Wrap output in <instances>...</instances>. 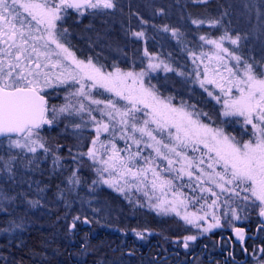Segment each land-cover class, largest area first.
<instances>
[{"label":"snow or ice","instance_id":"6c2138e0","mask_svg":"<svg viewBox=\"0 0 264 264\" xmlns=\"http://www.w3.org/2000/svg\"><path fill=\"white\" fill-rule=\"evenodd\" d=\"M193 2L207 3V0ZM115 8V0H0V149L7 153V159L0 155V161H3V170L8 173V179L15 180L14 169L17 162L30 171L38 169L40 157L36 153L42 150L44 158L52 155L53 172L65 167L63 159L70 158L76 163L77 167L66 178L69 191L81 183L78 172L83 158L92 162L99 182L118 192L123 193L125 186L139 188L140 185L147 187L149 184L154 192L159 189L165 197L166 189L174 190L173 199L156 197L157 202L150 203L149 207L158 215L174 213L185 225L198 230V234L181 235L170 241L177 247L189 250L190 245L198 240L199 233H210L213 229L223 227L221 218L214 213L204 212L199 215L188 212V198L176 187L172 178L161 176V172L157 171L160 165L156 164L155 158H143L147 167L133 171L136 167L134 161L141 157L139 149L143 144L145 148L152 149L157 158L167 162V168L161 171L174 172L176 180L188 177L189 183L180 185L181 188L192 187L193 192L199 188L201 193L214 196L209 207L215 208L222 194L238 198L234 206L226 198L231 212L229 225L233 220H241L238 213H243V218L248 219L249 212L255 211L259 218L258 231H264V71H257L258 67L264 68V59L250 62L225 47L224 40L239 47L242 39L239 34L233 37L227 32L219 39L203 35L199 37L205 44L214 47L215 51L211 55L202 52L201 56L196 57L193 53L194 63L196 59L203 62L204 57L209 62H217L214 67L205 64L203 76L195 70V82L217 103L224 97L221 115L224 118H242L244 126H251L248 140L237 139L226 133L223 126L211 127L203 123L200 117L207 113L196 111L195 105H191L192 110L189 111V106L184 103L180 107L173 106L171 97L161 99L154 90V85L145 86L144 77L148 74L146 70L134 73L115 67L114 71L106 72L103 66H97L92 59L87 62L78 59L66 46L68 29L58 25V22L65 18L67 10H75L79 16H83L84 10L104 11ZM141 23L146 22L142 20ZM192 23L201 25L205 21L193 19ZM208 23L215 27L220 20L213 19ZM169 30L168 26L163 27V31ZM171 34L173 37L181 35L177 29H171ZM131 35L141 39L145 33L134 31ZM260 36L264 37V29H261ZM144 54L149 56L147 51ZM225 57H230L235 64L230 65ZM156 59L149 56L148 70L163 68L165 72L175 71L163 60L153 62ZM177 75L186 74L177 72ZM208 85L218 89L219 95L214 94ZM57 89H64V103L50 104V98L54 94L59 95L55 91ZM94 89H102L111 96L98 99L92 95ZM233 89L237 95H233ZM84 100L97 107H87ZM100 105L103 107H99ZM94 112H99L101 118L98 119ZM141 112L146 118L137 115ZM61 122L62 133L73 137L77 142L67 147L68 157L59 154L64 145L57 144L54 150L48 145L44 135L45 126L54 128ZM226 122L221 121V125ZM235 122L239 123L240 120L236 119ZM90 126L95 136L87 151H83V130ZM247 130L245 127V131ZM156 132L161 133V138H157L154 134ZM164 132H167L170 142L163 139ZM104 133L109 138L101 140ZM117 138L124 141V149L117 147ZM132 145L136 146L137 151H131ZM186 149L201 154L198 157L189 156ZM122 151L128 155H121ZM29 153L32 154L31 157L25 160V155ZM95 165L100 167L96 168ZM149 172L152 177L150 181ZM104 173H108L109 178L106 179ZM129 177L138 183L130 185ZM193 179L196 180L195 187L191 184ZM92 183L96 184L98 181L93 180ZM38 191L42 192L44 189L38 188ZM60 196L62 198L63 190ZM8 199L0 191V201ZM151 199L149 197L150 201ZM195 199L206 200V197L201 195ZM27 202L32 207L41 206L38 199ZM70 206V202L66 201L65 207ZM181 208L185 210L181 212ZM209 215L211 222L208 220ZM78 222L84 225L91 223L86 216L83 219L80 215L74 216L67 224L68 235L71 236L78 230ZM131 231L138 240H146L144 232L136 229ZM234 232L237 240H245L243 228L234 227ZM152 234L149 232V235ZM163 238L165 241L170 240L168 236ZM88 251L87 240H84L80 254L86 256ZM244 251L247 252V248ZM259 252L264 253V247H260ZM132 254L129 252V255ZM252 255L256 264H264V256H257L256 249H253Z\"/></svg>","mask_w":264,"mask_h":264},{"label":"rangeland","instance_id":"374dc122","mask_svg":"<svg viewBox=\"0 0 264 264\" xmlns=\"http://www.w3.org/2000/svg\"><path fill=\"white\" fill-rule=\"evenodd\" d=\"M148 1V0H145ZM123 6L121 0H115ZM149 2L152 3L151 0ZM153 6V4H152ZM144 9V8H143ZM252 9V17L250 21L246 19V23L249 24L251 34H253L254 39H252L253 44H258L261 41V47H264V37L260 40H255V35H258V32L261 29H264V13L259 12L258 10ZM146 12H151L152 7H145ZM85 14L79 16L76 11L71 9L67 10V15L65 18L58 22V25H62L64 28L68 29L67 38L65 41L66 46L74 52L78 59L84 60L87 62L89 59H92L93 63L97 66H103V70L114 71L115 67L121 69V71L127 72L132 71L134 73H139L141 70H146L147 75L144 77L145 86H152L158 83V80L161 82L162 89H166L165 83L167 84L170 78L174 77L173 72H165L163 68L156 71L148 70L147 65L149 63V56L156 57L157 59L153 62H158V60H163L165 63L169 64L172 67V61L169 56H164L159 52L151 53L150 50L153 48H147V42L145 36L141 39H136L131 35L134 31H143L148 36H150V41L153 44V47L157 43H162V45H173L177 44V37H173L171 34V29H174L171 23L167 24L170 29L168 32L163 31L164 26H149L142 24L140 21L128 22L126 29L123 24L117 23L115 21L107 23V20L110 19L109 16L112 15L113 19L119 17L121 14L120 11L115 8L112 10L104 11H94L91 9L84 10ZM259 14V15H258ZM153 19H160L163 17V13L157 11L151 14ZM115 17V18H114ZM119 17L118 19H120ZM131 20V18H130ZM110 21V20H109ZM111 29V30H110ZM106 30V31H105ZM112 31L116 37L111 36V40H104L99 35L105 31ZM223 35V34H221ZM260 35V32H259ZM234 37V36H233ZM219 39V38H218ZM158 41V42H157ZM192 44L195 48H186L189 68L185 76H182L184 79H189L193 82L196 81V71L198 70L203 76L204 65L208 64L209 67L216 66L217 62L215 60L209 62L207 57L203 58V62L200 59H196L195 63L193 62L194 57L201 56V53H208L211 55L215 49L212 45L205 44L199 38L196 41H192ZM223 44L225 47L238 52L236 46L232 45L228 40H224ZM75 45L80 47V50L74 48ZM257 51L258 47H255ZM92 51V52H91ZM145 51L149 53V56H145ZM259 53V51H258ZM264 53V52H263ZM253 56V55H252ZM100 57V58H99ZM255 61H261L264 59V55H257L255 52ZM226 62H229L230 65L235 64V61H232L230 57H225ZM173 68V67H172ZM257 71H264V68H257ZM227 75V73H225ZM177 72H176V75ZM158 79V80H156ZM196 86L204 94L207 100L212 102L217 108L218 113L221 117V121H227L223 126L226 133H230L237 137V139L248 140L251 136V126H244L242 118H224L221 115L222 103L224 97H221V102L217 103L215 100L210 98L207 93L200 88L199 83L195 82ZM78 87V86H77ZM214 94L219 95V90L214 88L211 85H208ZM154 90L157 92V87L155 86ZM53 91V90H49ZM59 92V95H53L50 98V104H63L64 103V89L55 90ZM165 91V90H164ZM161 99H167V97L161 96L157 93ZM92 95L98 99H107L111 96L110 93L103 92L102 89L92 90ZM233 95H237L235 89H233ZM116 99L115 97H111ZM75 99V98H74ZM83 99V98H79ZM87 107L96 108V105H90L87 100L83 101ZM120 104H124L123 101H119ZM171 104L175 107H180L182 104H175L171 101ZM185 104V103H184ZM186 105V104H185ZM99 107H103L100 105ZM191 111V108H188ZM98 119L100 117L99 112L93 113ZM141 118L143 117V112L137 113ZM103 119H107L103 117ZM236 119H239L240 122H235ZM200 120L203 122V116L200 117ZM204 123V122H203ZM210 126V125H209ZM154 128V125H150ZM212 127V126H211ZM247 127V131H245ZM63 123L61 122L58 126L54 128H48L45 126L44 135L47 139L48 145L55 150L56 145H64L60 148L59 154L62 157H68L67 147L75 145L76 140L62 133ZM157 138H161V133H154ZM137 135H139L137 133ZM83 151H87L88 146H90V141L95 136V132L91 130V126L83 130ZM108 137V134L104 133L101 135V140H105ZM147 140V137L144 138ZM163 139L165 142H170L168 140L167 132L163 133ZM116 145L120 149L125 148V143L123 140L116 139ZM110 147V145H109ZM141 157H138L134 164L136 167L133 168V171H136V168L147 167L146 161L143 158L153 157L155 158L156 164L160 165V168L157 171L161 172V176L164 178H172L173 183L181 192L184 193L185 197L188 198L187 201V211L192 213L195 212L199 215H203L204 212L214 213L217 217L221 218V224L223 227L213 229L210 233H199V238L195 243L190 245V249L187 250L191 252L197 244L208 246L211 252L215 249L216 237L218 235L230 234L234 231V227H239L246 225L257 216L255 211H250L248 214V219H244L243 213H238L241 215V220H233L232 224L229 225L228 221L231 219L230 205L226 203V198L231 202L232 206L235 205V202L238 201V198L231 197L228 194H222L220 200L217 202L215 208L209 207L211 201L215 199L214 196H211L208 193H201L199 188L195 192L192 191V187H180L182 184H188L189 179L187 176H184L182 180L174 179V172L161 171V169L167 168V162L160 160L155 156V153L150 148H145L143 144L140 145ZM203 150V149H202ZM19 151V150H15ZM132 152L137 151L135 145H132ZM166 151V150H165ZM189 156H200V152L193 153L190 149H186ZM0 155H3L5 160L7 159V153L0 149ZM32 154H26L25 160L31 157ZM39 160V168L36 170H28L23 167L19 162L15 165V180L8 179V173L3 170V161H0V191L5 193L9 199L0 201V236L11 237L19 234L22 230L26 229L30 225H42L43 220L47 217H52L54 214H57L56 220L61 221L62 227L67 232V224L72 220L76 215L87 217L91 223L86 225L87 228H92L94 232H102L110 235H114L124 240H133L137 241L132 229L144 232L146 240L141 242V245L149 243L150 240L156 239L163 247L174 249L175 251H180L182 247H177L172 244L170 241L175 240L178 236L187 235V234H198V230L192 226L185 225L179 217L174 213L169 215H158L156 211L152 210L149 207V204L156 203V197H161L162 199L166 198L167 200L173 199L174 190H165L167 196L165 197L163 193L157 189L155 192L152 190L150 184L145 187L140 185L139 188L133 186H125L123 193L116 191L114 188H110L107 185L99 182L98 174L93 170L92 162L87 158H83L82 164L79 166L78 175L81 178V183L74 190L69 191V186L66 183V178L70 173L77 167L76 163L73 162L70 158L63 159L62 163L65 165L63 169H58L53 172L52 164V155L49 154L47 158H44L42 150H38L36 153ZM121 155L127 156L128 153L125 151L121 152ZM94 167L99 168L100 165H95ZM179 167V165H175ZM107 179L109 178L108 173L103 174ZM115 177V173H113ZM149 181L151 180V172L148 173ZM97 180L98 183L93 184L92 181ZM128 183L130 185H136L138 181L128 178ZM123 184V180H121ZM193 187L196 185V180L191 181ZM31 185V187L29 186ZM59 185V188L57 187ZM206 187H211L210 185H205ZM38 188L44 189V191L39 192ZM63 190V196L61 198L60 193ZM216 191H219L216 189ZM147 192V195L145 193ZM203 195L205 199L197 200L195 199L198 196ZM149 197H152L151 201ZM40 200L41 206L32 207L28 204V200ZM70 202V207H65V202ZM140 205H143L141 207ZM203 209L201 210V206ZM185 209L181 208L180 211L183 212ZM227 213V215H225ZM209 222H211V215L208 216ZM57 222V221H55ZM203 223V222H201ZM20 225V227H16ZM85 226L82 222H78V227ZM207 226L206 224L204 225ZM147 230V231H145ZM149 232L153 233L149 235ZM164 236L170 238L169 241L164 240ZM70 238V237H69ZM250 252L247 255L246 264H256V261L253 259V249H256V246L250 247ZM86 256H97L101 257L105 252L101 247H93L89 249ZM257 256H264L263 253H259L256 249ZM121 262V261H120ZM117 261V263H120ZM147 262V261H146ZM199 263V261H197ZM196 263V264H198ZM120 264H127V262H121ZM129 264H144L142 262H135ZM146 264V263H145ZM147 264H150L149 262Z\"/></svg>","mask_w":264,"mask_h":264},{"label":"trees","instance_id":"16d2710c","mask_svg":"<svg viewBox=\"0 0 264 264\" xmlns=\"http://www.w3.org/2000/svg\"><path fill=\"white\" fill-rule=\"evenodd\" d=\"M151 1L152 3L149 0H121L123 6H118L121 3L116 2V8L120 11L119 17L121 18L118 19L119 17L115 16L116 18L114 17L115 19H113L111 15L109 16L110 21L107 20V23L112 21L121 22L123 24L122 27L126 29L128 22L137 23L143 20L146 23L142 24L149 26H165L171 23L174 29L179 30L181 35L177 37V44L167 46L159 42L153 47L150 36L148 34L145 35L147 48H153L149 52L156 54L159 52L164 56H169L173 63L172 67L175 69L174 77L170 78L167 84L165 83L166 89H162L160 87L162 86L161 82L156 79L158 80V83L155 85L157 93L163 97H171V101L177 105L185 103L186 106H189L188 108H191V105H195L196 111L207 113V115H203V122L205 124L212 127L221 126V117L214 104L206 99L195 82L189 79L186 80L180 75L175 76L176 72H188L189 63L186 48H195L192 41H196L202 35L211 39H218L225 32L231 36L239 34L242 37L240 46L237 48L240 55L249 59L250 62L255 60V52H257L258 56L259 54L264 55V47H261V41L258 44H253L254 40L252 42V39L254 37L251 34L252 30H250L249 24L246 23V19L250 21L252 17L251 11L253 8L264 13V0H207V3H194L193 0ZM146 5L150 6V9L152 7L151 12L149 10L148 13L144 10ZM154 11L155 13L157 11L162 12L163 17L152 20L150 14L154 13ZM193 19H201L205 23L194 25L192 23ZM213 19L220 20V23L215 27L210 26L208 23V21ZM105 31L99 37H102L104 40H109L111 36L116 37V33L114 35L112 31ZM259 32L258 35H255V40L262 38ZM244 37H247V39H244ZM255 47H258L257 51H255ZM74 48L80 50L78 45H75ZM56 218L57 214H54L52 217L49 216L44 219L42 225H30L19 234L11 237L0 236V264H120L121 262L129 264L137 261L147 264L149 262L147 260L119 259L112 255L111 244L118 237L106 234L104 231L94 232L92 228L89 229L83 226L78 227V230L70 236L62 227L61 221L56 220ZM258 220V216H254L249 223L239 227H250L253 229L257 225ZM221 237H231V235H218L216 237L215 249ZM84 240H87L89 249L98 246L105 253L101 257L94 255L82 256L80 252L81 244ZM149 243L156 245L155 255L160 254L162 257L175 254V256L166 261H160L159 257L157 259L158 263L150 260V264H196L198 263L197 261H199L198 264H209L200 259L190 261L191 253L202 246L207 250L208 255L215 253V249L211 252L208 246L200 244H197L191 252H183L182 249L175 251L174 249L163 247L155 238L150 240ZM252 246H255V244H250L247 247V253L250 252V247ZM177 254L180 256L179 261L175 260V258H178ZM238 255L239 253L235 252L234 259L240 261L239 263H235L232 259H229L225 264H246L247 256L238 257ZM117 261L121 262L117 263Z\"/></svg>","mask_w":264,"mask_h":264},{"label":"flooded vegetation","instance_id":"af4514ba","mask_svg":"<svg viewBox=\"0 0 264 264\" xmlns=\"http://www.w3.org/2000/svg\"><path fill=\"white\" fill-rule=\"evenodd\" d=\"M258 227H259L258 223L253 229H251L250 227H244L243 229L245 231V236L249 234L255 236V232ZM232 241H233L232 237H221L216 245L215 253L212 255H208L207 250L204 249V247L202 246L199 249H197L195 252L191 253L190 261L200 259L209 264H216V263L225 264L228 262L229 259H232L233 262L239 263L240 261H236L234 259L235 252L239 253L238 257L247 256L248 253L245 252L244 249L247 248L250 244H255L257 250L259 251L260 247H264V231L257 230V236L255 240L249 239L244 245L241 244L235 245L233 244ZM141 242H142L141 240L122 241L121 239L116 238L115 240H113V243L111 244L112 255L116 256L119 259L127 258L131 260H136V259L147 260L149 262L151 260L154 263H158L159 261L157 259L159 257L155 259L157 256L155 255L156 245L153 243H147L144 246H142ZM182 251L187 252V250L183 248ZM129 252H132L133 254L129 255ZM179 257L180 256H178V258H175V260L179 261L180 260Z\"/></svg>","mask_w":264,"mask_h":264},{"label":"water","instance_id":"95a60500","mask_svg":"<svg viewBox=\"0 0 264 264\" xmlns=\"http://www.w3.org/2000/svg\"><path fill=\"white\" fill-rule=\"evenodd\" d=\"M73 11H75V10H73ZM257 230H258V228L256 229L255 236L250 235V234L246 235L245 236V240L243 242H241V241L236 239L235 232L233 231L232 236H231L232 239H233V241H232L233 244H235V245H238V244L244 245L249 239L255 240V238L257 236ZM173 256H175V254H169V255H166V256H162V257H161L160 254H158L155 259L160 257V261H166V260H168L169 258H171ZM209 262H211V261H209Z\"/></svg>","mask_w":264,"mask_h":264}]
</instances>
